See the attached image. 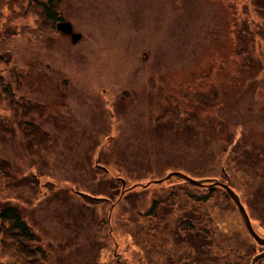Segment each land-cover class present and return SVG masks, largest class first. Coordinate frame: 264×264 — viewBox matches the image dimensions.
<instances>
[{"label":"rangeland","instance_id":"obj_1","mask_svg":"<svg viewBox=\"0 0 264 264\" xmlns=\"http://www.w3.org/2000/svg\"><path fill=\"white\" fill-rule=\"evenodd\" d=\"M58 2L76 44L30 0H0V210L44 264H252L264 246L227 192L168 175L229 184L264 239V0ZM211 187L206 207L172 193L146 216Z\"/></svg>","mask_w":264,"mask_h":264},{"label":"trees","instance_id":"obj_2","mask_svg":"<svg viewBox=\"0 0 264 264\" xmlns=\"http://www.w3.org/2000/svg\"><path fill=\"white\" fill-rule=\"evenodd\" d=\"M29 1V0H28ZM34 5V9L46 20L52 22L53 27L55 28V23L58 21H63L59 12L57 11L59 2L58 0H30ZM48 1V2H47ZM12 95L11 87L6 84L4 77L0 73V106L2 105L3 100ZM229 159L230 164L233 165L235 152L228 150L225 147V150L221 152ZM136 187V186H135ZM216 187H211L204 195L192 194L186 189L175 191L176 189L169 190L166 194L161 195L160 198L154 199L152 201L150 209L147 211L146 216H152L161 207L162 203H165L166 199L172 193H178L183 195L186 193L193 201L199 203L202 207H206L207 204L211 201V198L214 196V189ZM191 223V222H189ZM192 225V224H190ZM205 226L212 230L213 235H216L217 232L215 225L212 223V220H205ZM204 226V227H205ZM194 227V226H192ZM206 230V228H204ZM208 235V241L215 240L214 236ZM218 239V238H217ZM37 236L27 223L25 218L16 207L7 206L0 210V244H1V255L8 258L12 264H44L43 261L48 260V255L40 247H35V242ZM222 244L218 243V253H221V256L225 260H230L232 258H243L245 256L239 254L237 250H224L225 246L222 247ZM241 258V259H242ZM248 257H246L247 259Z\"/></svg>","mask_w":264,"mask_h":264},{"label":"water","instance_id":"obj_3","mask_svg":"<svg viewBox=\"0 0 264 264\" xmlns=\"http://www.w3.org/2000/svg\"><path fill=\"white\" fill-rule=\"evenodd\" d=\"M56 27L63 34L69 35L71 37V40H72L73 44L78 43L81 40V38H82L81 34L75 33L73 31V26L69 22H59ZM169 177H178V178L184 180L185 182L189 183L190 185L197 186V187L205 186L206 182H210V183H212V185L221 186L227 192V195L235 203V205H236V207H237V209L239 211V214H240V216H241L246 228L248 229L250 235L257 241L258 244H260L261 246H264V239L259 237L257 235V233L254 231L252 223H251V220L249 218V215H248L244 205L242 204V202L240 200V197L229 186V184H223V183H221V182H219L217 180H200V181H197V180H194V179L190 178L189 176H187V175H185L183 173H179V172L170 173L168 175V178ZM263 257H264V253L256 256L253 259L252 264H255L259 259H261Z\"/></svg>","mask_w":264,"mask_h":264}]
</instances>
